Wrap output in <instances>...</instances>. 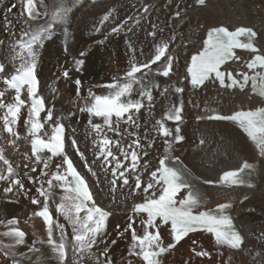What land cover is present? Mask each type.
Listing matches in <instances>:
<instances>
[{"label":"snow or ice","instance_id":"6c2138e0","mask_svg":"<svg viewBox=\"0 0 264 264\" xmlns=\"http://www.w3.org/2000/svg\"><path fill=\"white\" fill-rule=\"evenodd\" d=\"M91 2L95 3L96 0ZM19 4L22 20L20 35L9 50L15 66L9 72L5 66L0 65V81L6 86L0 91V122L4 132L14 139H19L16 126L23 115L22 110L27 108L24 123L26 136L30 138L31 154H25V158L32 163L24 164V168L29 171L21 176L17 170L20 166L14 167L3 150H0V181L7 184L3 189L5 194L15 191L27 195L31 190L25 187L24 178L36 185V195L31 198V203L36 205L38 210L31 216L43 220L47 239H34L28 244L26 233L18 227L19 221L13 217L7 221L0 220V224L7 229L0 232V236L13 241L12 244H2L0 247L10 249L3 254L6 258L11 257V264L30 261L29 253L40 252L35 246L37 244L46 245L50 249L52 255L48 259L55 260L56 264H115L110 255V246L106 245L99 251V255L94 251L99 249L100 244L106 243V227L110 213L96 205L86 178L66 151L65 124L54 119L53 110L46 107V101L39 93L41 52L46 42L62 37L64 52L69 54V40L73 36V14L84 4V0H51V3L47 0H19ZM195 4L204 6L206 0H195ZM16 7L17 4H12L8 12L11 13ZM143 10L147 13L148 6ZM180 15L179 11L175 13V17ZM132 19L129 17L117 23L114 10L107 11L93 26L92 32L101 33L108 24L114 26L108 29L102 39L94 43L104 45L110 36L125 31L132 32L133 28L126 29ZM139 24L140 19L137 18L135 25ZM156 35L155 31L148 32V36L154 38L153 45L147 56L143 50L140 51V56L144 57L142 60L136 56L134 42L126 38L128 52L132 53L127 70L122 76L113 77L109 83L94 86L107 89L106 94H96L89 88L87 97H81L83 82L80 79L74 81L77 96L84 100V105L79 110L88 116L89 136L95 157L92 164L98 163L100 169L106 174H111L109 184L113 194L124 187H129L132 195L140 191L144 193L143 201L134 203L132 214L128 217L129 222L124 229V232H130L127 255L139 259L143 264H162V257L166 253L174 249L189 233L196 231L211 234L218 247L240 250L245 245V237L230 214L232 203H221L214 209L202 210L208 202L207 194L194 182L191 172L180 158L173 155L177 146L185 140L181 128L184 123L183 100L171 104L166 108L163 117L155 121L152 131L156 133V137L148 140L146 145L142 143L138 132L130 131V128L141 127L138 118L141 110H151L154 106L153 92L160 88V84L152 78L154 66L159 65L155 69V74L159 76L170 77L173 72L175 57L170 49V40L161 38L157 42ZM256 37L257 33L251 27L241 26L230 30L221 25L208 29L203 48L191 56L185 79L193 89L201 88L209 80L218 82L221 88L238 89L241 92L250 84L251 92L264 99V53L256 46ZM174 39L175 36L171 38ZM236 49L253 53L245 65L249 71L233 74L231 71L221 70V66L227 61L240 60ZM86 55V51H81L78 57L73 58L76 72L83 70ZM62 75L65 79L70 77L66 69ZM9 90L14 95L11 102H6L5 96ZM184 90L181 86L166 85L160 95L165 96L170 91L179 95ZM205 111H210L211 114L197 116V121L232 122L246 135L261 158L255 163L243 160L239 168L223 172L215 183L228 188L254 187L251 178L264 171V106L237 110L231 115L220 114L215 109ZM42 113L46 115L42 116ZM97 120L101 122H96ZM168 121H171L174 127H169ZM121 125L127 127L122 129ZM147 137L146 131L144 138ZM157 137L162 138L163 155L159 156L158 167L150 170V164L147 161L142 162V158L148 155V152L144 151L145 147H154ZM128 138H131L130 142ZM199 143L203 145L205 140L201 138ZM71 146L80 158L85 160L88 171L93 176L97 175L96 170L87 163L77 139H71ZM37 171V176L29 174ZM144 172L147 173V180L144 179ZM132 180L134 187L130 183ZM247 199L245 196L244 200ZM53 205L55 216L52 212ZM60 217L65 223L60 222ZM137 219L143 229L142 234L137 231ZM163 226H170L171 241L168 243L162 238L160 229ZM68 229L71 230L70 237ZM116 242L112 240L111 244L115 245ZM19 246H26L27 252L15 251ZM193 251L197 257L210 255L205 250ZM41 260V257H37L32 264H41ZM126 264H134V260L127 259Z\"/></svg>","mask_w":264,"mask_h":264},{"label":"bare ground","instance_id":"6f19581e","mask_svg":"<svg viewBox=\"0 0 264 264\" xmlns=\"http://www.w3.org/2000/svg\"><path fill=\"white\" fill-rule=\"evenodd\" d=\"M47 2L51 3V0ZM194 2L195 0H98L95 3L84 1V4L73 14L71 27L73 36L69 40V54L64 52L61 44L62 37L46 42L41 52L38 76L40 79L39 93L45 98L47 107L53 110L54 119L65 124L67 129L66 151L79 171L87 178L96 203L110 212L106 227V243L100 244L99 249H94V251H97L99 255V251H102L106 245L111 246L109 251L115 264H126L125 256L130 243V232H124V229L129 222V215L132 214L130 206L142 201L144 195L141 191L132 195L129 187L120 188L113 194L109 184L112 179L111 174H106L100 169L98 163L92 164L95 157L92 151V139L89 136L88 116L79 110L83 107L84 100L77 96L74 81L80 79L83 82L81 97H87L90 87L96 94H106L107 90L94 86L110 82L113 77L122 76L127 70L132 53L128 52L126 38L134 42L136 56L142 60L144 57L140 56V51L143 50L147 56L153 45L154 38L148 36V32L155 31L157 42L161 38L170 40V49L175 57L174 74L171 77L161 79L152 76L160 84V88L153 92L154 106L151 110L142 109L138 114L141 125L139 129L130 128V131L138 132L143 144L146 145L148 140L156 137L152 126L157 119L163 117L166 108L173 103H179L182 99L184 123L181 128L185 140L177 146L173 154L189 166L196 180L201 183L203 181L215 183L222 172L238 168L243 160H254L255 158L252 148L244 137L228 124L209 120L197 121L196 119L197 116L211 114L205 109H215L219 113L230 114L240 108L253 107L251 101L235 93L213 92L206 88L195 91L186 88L184 84L178 82V75L182 73V65L186 57L198 49L197 42L200 39L198 32L202 26L205 31L219 25L234 28L249 24L259 31L258 43L261 53H264V0H209L208 5L202 8L194 7ZM12 3L17 4V7L9 13L8 8ZM190 3H192L191 6H189ZM145 6H148V12H151L149 15L143 10ZM109 10H114L117 23L132 17L126 29L131 27L133 31L110 36L104 45L95 44L94 41L102 39L108 29L114 26L108 24L101 33L92 32L93 26ZM142 11L144 14H141ZM177 11L181 13L180 17H175ZM20 12L19 0H0V65L5 66L9 72L15 66L9 50L20 35L19 29L22 24ZM137 18L140 19L138 26L135 25ZM173 36L175 39L171 40ZM186 43L189 45L185 46ZM81 51L87 52L84 57L86 63L81 72H76L73 67V58L78 57ZM65 69L70 73L68 79L62 78V72ZM166 85L181 86L185 90L179 95L170 91L167 95L161 96L160 91ZM4 89L5 85L0 81V91ZM13 95L14 93L7 92L6 102H11ZM22 112L23 115L16 126L19 139L4 134L2 122H0V150H3L4 155L14 167L20 166L17 170L21 176L29 171L24 168V164L31 165L32 163L31 160L25 158V154L29 156L31 154L28 148L30 138L26 136L24 123L27 108ZM121 127L123 129L127 126L121 125ZM48 130L51 131L50 125ZM146 131L147 139L144 138ZM109 135L113 134L109 133ZM73 138L78 140L79 148L85 153L87 163L96 170L97 175L93 176L88 171L85 167V160L81 159L76 150L72 148L71 139ZM201 138L205 140L203 145L199 143ZM130 140L131 138H128V142ZM144 151H147L148 155L142 158V162L147 161L151 170L155 166L157 157L163 153L162 138L157 137L154 147H145ZM29 174L37 176L39 172H29ZM24 183L25 187L31 190L27 195L24 192L15 191L5 194L3 189L7 184L0 181V220L7 221L15 217L19 221L18 227L26 233L27 243L31 244L34 239L46 240L47 233L43 230L40 220L31 216L38 210V207L31 203V198L36 195V185L29 183L27 178H24ZM245 196L249 197L248 200L240 204ZM234 198V213L246 237L245 245L240 251L218 247L208 234L197 233L189 235L173 251L166 253L162 257V264H186V262L187 264H264V171L258 176L255 188L246 194H236ZM53 207L54 205L52 209ZM30 216L31 219H29ZM59 219L61 223H65L62 217ZM136 228L140 234L142 227L139 225V219H137ZM6 230V227L0 224V232ZM67 231L70 237L71 230ZM121 233L123 235H120ZM112 240L117 241L115 245L111 244ZM163 240L165 243L170 241L169 233L165 229ZM12 243L10 238L0 236V245ZM35 246L40 249V252L29 253L31 260H24L22 264H32L37 257L42 258L41 264H56L55 260L48 259L52 254L46 245L37 244ZM193 249L195 251L205 250L210 255L209 257H197ZM5 251H10V249L0 247V255L4 257L0 256V264H11V257L6 258L3 254ZM15 251L27 252V247L19 246ZM129 259H133L134 264H140L136 258L129 257ZM86 264H91V262H86Z\"/></svg>","mask_w":264,"mask_h":264},{"label":"rangeland","instance_id":"374dc122","mask_svg":"<svg viewBox=\"0 0 264 264\" xmlns=\"http://www.w3.org/2000/svg\"><path fill=\"white\" fill-rule=\"evenodd\" d=\"M191 4H192V3H190L189 6H191ZM254 15H256V14H254ZM90 88H91V87H90ZM110 247H111V246H110ZM125 255H126V254H125ZM0 256L2 257V255H0ZM126 257H127V256H125V259H126ZM2 258H4V257H2ZM200 259H201V258H200Z\"/></svg>","mask_w":264,"mask_h":264}]
</instances>
